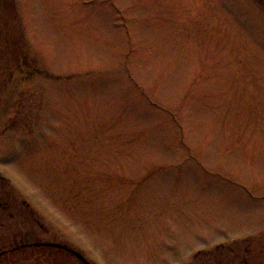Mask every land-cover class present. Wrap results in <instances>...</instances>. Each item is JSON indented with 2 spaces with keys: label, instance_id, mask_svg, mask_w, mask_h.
Instances as JSON below:
<instances>
[{
  "label": "rangeland",
  "instance_id": "rangeland-1",
  "mask_svg": "<svg viewBox=\"0 0 264 264\" xmlns=\"http://www.w3.org/2000/svg\"><path fill=\"white\" fill-rule=\"evenodd\" d=\"M0 172L98 264L264 231V0H0Z\"/></svg>",
  "mask_w": 264,
  "mask_h": 264
},
{
  "label": "flooded vegetation",
  "instance_id": "flooded-vegetation-1",
  "mask_svg": "<svg viewBox=\"0 0 264 264\" xmlns=\"http://www.w3.org/2000/svg\"><path fill=\"white\" fill-rule=\"evenodd\" d=\"M44 219L0 172V264H98L85 249L65 235L62 237ZM248 234L183 256L176 253V259L165 261L167 264H264V231Z\"/></svg>",
  "mask_w": 264,
  "mask_h": 264
}]
</instances>
